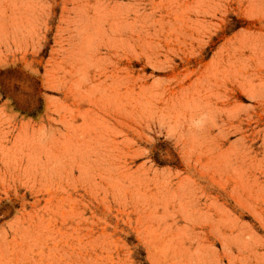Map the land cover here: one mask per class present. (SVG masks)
Masks as SVG:
<instances>
[{"label":"rangeland","instance_id":"obj_1","mask_svg":"<svg viewBox=\"0 0 264 264\" xmlns=\"http://www.w3.org/2000/svg\"><path fill=\"white\" fill-rule=\"evenodd\" d=\"M264 264V0H0V264Z\"/></svg>","mask_w":264,"mask_h":264},{"label":"trees","instance_id":"obj_2","mask_svg":"<svg viewBox=\"0 0 264 264\" xmlns=\"http://www.w3.org/2000/svg\"><path fill=\"white\" fill-rule=\"evenodd\" d=\"M141 261L143 262V264H148L146 261H145V259L143 258V259H141Z\"/></svg>","mask_w":264,"mask_h":264}]
</instances>
